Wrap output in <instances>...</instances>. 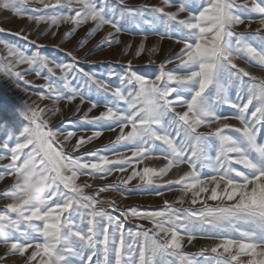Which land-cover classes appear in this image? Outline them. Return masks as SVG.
<instances>
[{"label": "snow or ice", "instance_id": "obj_1", "mask_svg": "<svg viewBox=\"0 0 264 264\" xmlns=\"http://www.w3.org/2000/svg\"><path fill=\"white\" fill-rule=\"evenodd\" d=\"M39 3L41 8L28 9L27 0H0V7L57 29L69 23L72 28L66 37L91 23L79 47L105 27L111 31L99 46L119 44L123 21L130 19L139 27L150 23L144 17L151 14L154 19L163 18L181 47L174 60L165 62L173 68L162 64L154 79H148L133 71L129 61L126 73L118 77L120 85L112 87L84 72L74 50L67 52V62L55 65L61 72L56 83L50 78L55 73L49 58L42 55L44 45L31 41L34 50L28 53L0 41L13 58L4 69L18 80L28 84V71L40 76L47 70L42 87L48 98L69 103L79 98L83 104L93 91L105 94L104 111L82 118L97 130L77 139L74 152L98 139L105 129L116 132L103 148L74 157L64 151L56 139L58 133L48 127L46 108L22 102L15 107L17 119H0V132H9L0 140V152H10L9 163L0 165V181L14 180L35 167L47 173L51 184L46 198L39 202L11 200L0 209V222L8 226L2 241L8 249L6 255L23 258L33 249L25 264H198L197 256L204 257L205 264H264V78L236 62L246 57L264 68V35L258 29L250 42L248 33L236 31L244 23L238 14L241 10L257 14L264 26V0H200L195 11L189 10L192 0H162L163 6H132L126 0ZM174 3H178L175 12L165 11ZM45 9L52 14H32ZM185 11L189 15L179 18ZM22 39L28 41L29 37L22 35ZM21 64L28 68L13 70ZM73 74L83 78L82 86L75 83ZM115 75L108 73L109 77ZM233 87L235 99L229 96ZM96 107L92 102L88 111ZM225 107L233 110L231 116L223 114ZM230 119L238 124L228 123ZM76 135L69 131L66 139ZM210 143L214 155L207 150ZM118 145L125 151L103 154ZM5 158L0 155V160ZM155 158H162L164 165L146 163ZM182 166L183 172L173 177V170ZM114 173L120 176L95 193H85L92 186L87 182L77 183L81 175L106 179ZM15 187L13 183V190L0 195L9 196ZM160 188L178 190L181 195L175 202L164 200L163 208L152 211H121L115 201L101 197L106 191L132 189L161 196ZM185 203L187 207H176ZM101 204L119 215L99 207ZM128 218L150 221L152 227L126 229ZM197 232L216 243L198 253L186 252L184 243L191 244Z\"/></svg>", "mask_w": 264, "mask_h": 264}, {"label": "rangeland", "instance_id": "obj_2", "mask_svg": "<svg viewBox=\"0 0 264 264\" xmlns=\"http://www.w3.org/2000/svg\"><path fill=\"white\" fill-rule=\"evenodd\" d=\"M115 0H113V3ZM243 3L244 0H238ZM126 3L132 6L147 4L150 6H163L162 0H126ZM200 0H192L190 5V11H195L199 8ZM26 7L28 9L41 8L42 5L39 0H27ZM178 3H174L171 7H165V11L175 12L177 10ZM33 15L52 14L51 10L45 9L43 12H32ZM239 15L244 18V23L236 26V31L248 33V39L252 42V34L258 29L260 33L264 35V26H261L259 21L260 17L255 13H247L243 10L238 12ZM189 15V11L180 13L179 18H186ZM145 20L150 21L147 24H140L139 27L132 20H125L122 22L123 31L119 34V44H113L111 46H99L102 39L107 35L111 29L105 27L102 31L94 33V35L84 41V46L79 47L78 44L86 36L89 29L92 28V24H86L79 27L73 35L65 36L72 25L69 23L61 24L59 28L50 27L46 23L37 24L35 20H29L27 15H16L10 9H4L0 7V28L5 31L0 32V41H6L14 45L19 46L21 49L30 53L34 50V46L31 41H36L38 45H44L42 55L49 58V66L54 69L55 75L51 76L53 82L58 83V77L61 72L55 67L57 63L67 62L68 51H73L74 54L80 58L79 67L84 72L94 74L97 79L105 80L110 86L116 87L120 85L119 76H123L127 71L128 62L131 61L132 70L137 74L144 76L148 79H154L155 75L159 73L160 66L165 64L167 69L173 68V64L165 62L168 60H174V55L181 47L176 43L175 33L172 29L163 22V18L154 19L151 14H146ZM16 33H22L29 37L28 41L22 39V35L18 36ZM139 50V51H138ZM13 58L8 54V50L3 44H0V119L15 120L17 119L15 113V107L24 102L30 106L38 108H46L47 111L44 114V118L48 120V127L58 133L57 141L59 145L63 146L66 153L75 156H79L82 153L92 151L95 149H101L105 145L109 144L115 138L116 132L104 130L103 134L95 140L85 144L78 151H73L74 145H76L77 139L81 136L87 137L92 134L97 127L89 125L83 121V117L96 116L101 111H104L106 97L104 93L93 91L81 104L80 99L69 103L64 100L59 102L48 98L47 89L42 86L46 83L44 80L45 75H49L46 69L42 70L40 76L36 75V71H28L25 79L30 83L25 84L23 81L18 80L10 72H6L4 66L9 63ZM240 66L245 67L255 76L264 78V68L256 65L254 61L248 58H239L236 61ZM28 66L21 64L15 67L14 71H24ZM115 73V76L109 77L108 73ZM75 75V83L78 86H82L84 80L81 76ZM131 90V89H128ZM229 96L232 99L236 98V88L229 89ZM96 102L98 107L93 108L89 112L91 103ZM182 110V109H178ZM223 114L231 116L233 110L230 108H223ZM232 125H237L238 122L235 119L227 121ZM69 131H75L76 136L66 139ZM118 131V129H117ZM200 131H206L201 128ZM9 132L7 129L0 132V140L7 138ZM15 141L10 142L11 146H14ZM160 142H157L159 144ZM207 150L209 154H215V147L212 143L208 145ZM113 151L123 152L125 149L123 146H116L114 149L109 150L103 154L111 155ZM0 155H4L6 158L0 160V165H6L9 163L10 152L4 150L0 152ZM153 167H162L165 161L162 158L151 159L146 162ZM2 170V169H0ZM183 166L181 169H174L172 176H176L178 173L183 172ZM70 174V173H69ZM119 173H114L106 179L90 178L87 176H79L77 183L83 184L87 182L92 185L85 188V193H95L100 186L110 184L119 177ZM13 178L7 177L0 181V193H4L6 190L11 191L13 185ZM136 184L137 181H133ZM163 195L157 196L152 192L144 191L141 189L127 190L123 193L120 191H106L101 194L103 199H110L115 201L119 205L121 211L126 209H137L140 211H152L163 208L164 200L175 202L179 199L181 193L178 190L168 191L166 188L159 189ZM11 202V196L0 195V209H3L6 204ZM184 205L176 204V207H187ZM99 207H103L112 212L113 215H119L114 212L109 205L101 204ZM73 220L78 222V217L73 216ZM42 225V222H37ZM144 228H151L150 221L139 218H128L126 221V229L137 231L138 226ZM216 241L204 238L203 234L197 232V238L192 241L191 244L184 243V250L189 253H198L202 248H211ZM33 249H29L25 254V257H20L18 254H7L8 249L2 241H0V264H25L26 257L31 254ZM95 259V258H94ZM198 264H205V258L201 256L196 257ZM243 261L247 260V257L241 258Z\"/></svg>", "mask_w": 264, "mask_h": 264}, {"label": "clouds", "instance_id": "obj_3", "mask_svg": "<svg viewBox=\"0 0 264 264\" xmlns=\"http://www.w3.org/2000/svg\"><path fill=\"white\" fill-rule=\"evenodd\" d=\"M47 173H42L40 169L29 167L27 171L19 173L14 178L16 185L10 194L13 202L28 198L31 201L39 202L46 198V194L51 188V184L46 179ZM43 177V178H42ZM7 224L0 222V241L7 235Z\"/></svg>", "mask_w": 264, "mask_h": 264}]
</instances>
